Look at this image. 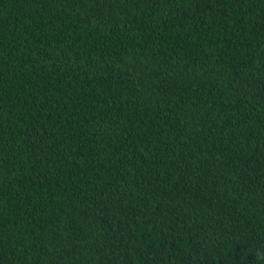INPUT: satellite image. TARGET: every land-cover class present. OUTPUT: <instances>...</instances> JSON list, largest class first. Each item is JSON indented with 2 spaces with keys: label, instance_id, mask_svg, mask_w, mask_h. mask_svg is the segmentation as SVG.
Wrapping results in <instances>:
<instances>
[{
  "label": "trees",
  "instance_id": "1",
  "mask_svg": "<svg viewBox=\"0 0 264 264\" xmlns=\"http://www.w3.org/2000/svg\"><path fill=\"white\" fill-rule=\"evenodd\" d=\"M0 264H264V0H0Z\"/></svg>",
  "mask_w": 264,
  "mask_h": 264
}]
</instances>
